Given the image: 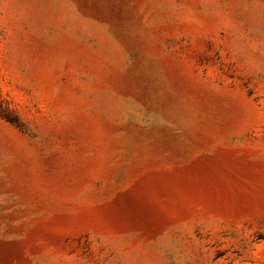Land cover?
<instances>
[{
  "label": "rangeland",
  "instance_id": "1",
  "mask_svg": "<svg viewBox=\"0 0 264 264\" xmlns=\"http://www.w3.org/2000/svg\"><path fill=\"white\" fill-rule=\"evenodd\" d=\"M0 264H264V0H0Z\"/></svg>",
  "mask_w": 264,
  "mask_h": 264
}]
</instances>
